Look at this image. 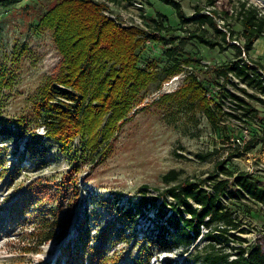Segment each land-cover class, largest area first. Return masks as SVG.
<instances>
[{
    "label": "rangeland",
    "instance_id": "obj_1",
    "mask_svg": "<svg viewBox=\"0 0 264 264\" xmlns=\"http://www.w3.org/2000/svg\"><path fill=\"white\" fill-rule=\"evenodd\" d=\"M59 1L26 0L0 7V126L7 125L11 131L0 133V264H205L198 262L196 256L208 245L203 236L206 229L192 246L162 252L149 243L156 215L152 204L143 208L135 228L120 209L134 206L142 189H147L150 196L162 198L167 189L185 180L217 174L223 178L216 170L223 160L228 171L254 172L264 184V146L248 155L232 157L236 153L232 128L240 132L245 124L231 119L236 115L241 120L244 113L227 96L229 92L244 99L264 121V103L242 89L259 98L260 94L246 88L236 77L229 82L217 78L214 70L234 59L236 51L221 52L190 40L189 32L197 28H182L171 5L143 0L145 9L140 11L132 5L133 0H114L113 6L102 11L105 17L132 33L133 39L136 35L143 37L140 31H148L147 41L136 54L139 66L152 73V81L108 139L103 141L102 134L112 111L101 127L92 130L89 122L93 114L89 112V118L77 124L61 147L46 137L47 130L37 115L49 85L68 69L58 35L68 46L75 39L78 43L83 39L74 23L42 25L44 16ZM177 1L187 16L194 14L196 5H205L204 0ZM239 1L242 0H235L234 5ZM249 1L264 10V0ZM158 13L165 16V25L174 29L169 35L161 33L165 38L162 43L152 35V20ZM230 23L240 30L232 19ZM207 31L213 35L212 29ZM92 32L91 28L85 30L86 35ZM263 41L262 38L251 52L262 60ZM171 49L173 53L169 55ZM98 60L89 82L94 87L110 79L104 86L111 88L108 96L116 103L125 91V87L115 89L113 85V75H117L121 65L102 55ZM176 60L183 72L168 78L167 70ZM193 77L197 80L192 84ZM199 84V91L192 89V85ZM92 93L88 89L85 93L87 107L93 105ZM203 101L214 108L215 103L222 105L221 112L215 108L216 125L207 119ZM35 141H40L46 156L27 153V145L30 147ZM209 154L212 156L206 160L200 158ZM171 171L179 172L180 178L165 183L163 177ZM242 201L231 207L242 221L241 228L247 231L242 236L248 241L245 246L264 245V208L256 205L253 213H247ZM161 203L162 199L157 200V205ZM54 223L59 225L56 237L41 245ZM169 237L180 241L183 235L172 229Z\"/></svg>",
    "mask_w": 264,
    "mask_h": 264
},
{
    "label": "trees",
    "instance_id": "obj_2",
    "mask_svg": "<svg viewBox=\"0 0 264 264\" xmlns=\"http://www.w3.org/2000/svg\"><path fill=\"white\" fill-rule=\"evenodd\" d=\"M24 1L26 0H0V7L18 5ZM160 1L175 9L182 28L189 25L197 28L189 32L190 40H195L211 49H219L221 52L235 50L234 59L214 70L216 77L224 78L226 82H229L230 75H233L239 79L240 83H244L246 88L260 94L261 98L249 94L247 89H242L246 95L264 103V63L251 57L256 42L264 38V10L249 0L239 1L236 5H234L235 0H204V6L196 5L194 14L187 16L181 2ZM105 9H107L105 4L95 0H60L48 11L42 21L44 26H52L55 22L66 26L74 23L79 33L83 34L79 37L83 38L80 43L78 39H75L69 46L63 44V37L58 35V42L68 61V69L55 80L56 82L49 85L43 97L44 103L37 110V115L47 130L46 137L56 141L61 147L77 124L89 118V112L93 114L89 122L92 130L101 127L108 112L112 111L103 127L102 139L103 141L108 139L132 110L141 91L152 81V73L148 68L139 66L140 58L136 54L138 48L147 41L148 31H140L143 37L136 35L133 39L132 33L119 27L113 19L102 14ZM231 19L240 27V30L233 28ZM164 20L165 16L161 13L152 20L153 38L161 43L165 42L161 33L166 32L169 35L174 31L173 27L165 25ZM218 20L224 24L222 25ZM89 28L93 32L91 35H86L85 30ZM207 28L213 30V35H209ZM70 32H74L72 28ZM171 40L175 42V38L171 37ZM79 44H82L81 48L78 47ZM172 53V49L168 51L169 55ZM100 55L112 60L116 59L121 65L120 70H115L117 75H113L115 78L113 85L115 89L125 87V91L123 90L121 98L116 103L111 96H108L111 88L108 85L104 86L110 79L102 84L96 83L98 86H104L97 90L94 89L97 85L93 87L89 82L94 72L93 65L95 61H99ZM180 65L181 63L176 60L175 64L167 70V77L181 74L183 69ZM196 80L197 78L193 77L191 83ZM199 85L197 87L192 85V89L199 91L198 89L202 87L201 84ZM87 89L88 92L93 90L94 94L92 93L90 98L95 97L91 100L93 105L89 107L86 106ZM222 89L226 90V86L223 85ZM227 96L244 113L241 120L236 115H233V118L243 121L252 129V140L244 146L234 147L236 149L233 150L237 154L233 153L232 157L245 156L258 146L262 144L264 146V121L258 116L257 110L244 99L229 92ZM203 107L209 122L216 125L215 108L221 112L222 105L215 103L214 108L213 105H207L204 102ZM9 132H11L9 126H0V133L8 134ZM232 132L234 137L236 130L232 128ZM26 148L28 154L37 157L46 156L40 149V141H35L33 145L30 147L27 145ZM210 156L212 154L200 156V158L206 160ZM216 170L224 177L220 178L217 174L207 179L185 180L167 189L165 197L162 198L150 196L147 189H142L138 202L124 209L121 207L120 211L135 228L139 217L143 215V208L152 204L156 215L149 243L162 252H171L182 246H192L202 236V230L206 229L207 233L203 236L208 245L197 254L198 262L264 264V245L256 243L245 246L248 241L242 236L247 231L241 228L242 221L236 217L237 212L231 207L234 202L240 201V205L243 200L247 213H253L256 205L264 208V184L261 179L247 171L238 173L228 171L225 160L216 165ZM179 178V172L171 171L163 177V180L165 183H173ZM167 198H171L172 201L169 202ZM161 199L162 203L157 205V200ZM169 211L170 214H168ZM58 227V223H54L51 231L45 234L41 245L56 237ZM172 229L183 235L182 240H171L169 235ZM235 231L239 235H236Z\"/></svg>",
    "mask_w": 264,
    "mask_h": 264
},
{
    "label": "built area",
    "instance_id": "obj_3",
    "mask_svg": "<svg viewBox=\"0 0 264 264\" xmlns=\"http://www.w3.org/2000/svg\"><path fill=\"white\" fill-rule=\"evenodd\" d=\"M96 2L105 4L107 6V10L109 9L108 8L109 6L111 7L115 3L114 0H97ZM132 5L136 9H138L140 11H144V9H145L144 8L145 7V3L143 2V0H133L132 1ZM142 17H143V14L140 15V18H142ZM140 18L139 17H135L136 20H140ZM230 77L232 78L234 76L230 75ZM263 99H264V97H263ZM231 119H234V118L231 117ZM255 127H257V126L255 125ZM234 130H236V129H234ZM238 131L236 130L235 136L232 138V143H233L234 147H236V146H244L247 142L252 140V138H253L252 129H250V127L247 126L246 124L242 126V129L240 130V132H238ZM260 146L263 147V144L260 145ZM260 146H258L256 149H258ZM256 149H254V150H256ZM252 152H250V153H252ZM250 153H248V154H250ZM260 167L262 168V163L260 164ZM247 172H249V171H247ZM249 173L256 176V174L254 172H249Z\"/></svg>",
    "mask_w": 264,
    "mask_h": 264
},
{
    "label": "crops",
    "instance_id": "obj_4",
    "mask_svg": "<svg viewBox=\"0 0 264 264\" xmlns=\"http://www.w3.org/2000/svg\"><path fill=\"white\" fill-rule=\"evenodd\" d=\"M264 39V38H263ZM262 39H260V40H258L257 42H256V44L258 43V42H260ZM264 42V41H263ZM256 44H255V46H256ZM264 44V43H263ZM254 46V47H255ZM261 51L259 50V53H260ZM258 56L260 57V54H258ZM251 57L252 58H254V59H257V58H255V57H253L252 55H251ZM258 60H261V61H263V63H264V60H262V59H258Z\"/></svg>",
    "mask_w": 264,
    "mask_h": 264
}]
</instances>
